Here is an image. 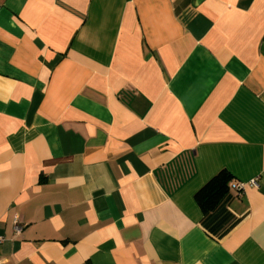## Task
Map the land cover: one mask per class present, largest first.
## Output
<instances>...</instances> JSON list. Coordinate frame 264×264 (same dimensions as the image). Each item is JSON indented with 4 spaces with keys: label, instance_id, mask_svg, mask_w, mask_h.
I'll use <instances>...</instances> for the list:
<instances>
[{
    "label": "crops",
    "instance_id": "crops-1",
    "mask_svg": "<svg viewBox=\"0 0 264 264\" xmlns=\"http://www.w3.org/2000/svg\"><path fill=\"white\" fill-rule=\"evenodd\" d=\"M0 236L1 264H264V0H0Z\"/></svg>",
    "mask_w": 264,
    "mask_h": 264
},
{
    "label": "trees",
    "instance_id": "trees-1",
    "mask_svg": "<svg viewBox=\"0 0 264 264\" xmlns=\"http://www.w3.org/2000/svg\"><path fill=\"white\" fill-rule=\"evenodd\" d=\"M232 181V175L226 170H221L195 193V200L203 213L212 211L220 203L229 191Z\"/></svg>",
    "mask_w": 264,
    "mask_h": 264
},
{
    "label": "built area",
    "instance_id": "built-area-1",
    "mask_svg": "<svg viewBox=\"0 0 264 264\" xmlns=\"http://www.w3.org/2000/svg\"><path fill=\"white\" fill-rule=\"evenodd\" d=\"M244 183H241V182H235L232 187L238 191V192H241L243 189H244ZM15 231L18 232L20 230V226L18 225V221H16L15 223V227H14ZM2 241V237L0 236V242ZM1 264V262H0Z\"/></svg>",
    "mask_w": 264,
    "mask_h": 264
}]
</instances>
